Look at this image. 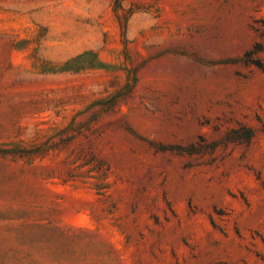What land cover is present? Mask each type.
I'll return each instance as SVG.
<instances>
[{
	"label": "rangeland",
	"instance_id": "obj_1",
	"mask_svg": "<svg viewBox=\"0 0 264 264\" xmlns=\"http://www.w3.org/2000/svg\"><path fill=\"white\" fill-rule=\"evenodd\" d=\"M0 264H264V0H0Z\"/></svg>",
	"mask_w": 264,
	"mask_h": 264
}]
</instances>
